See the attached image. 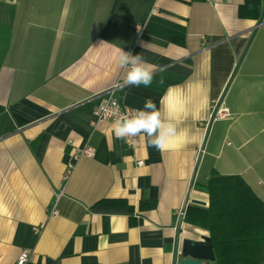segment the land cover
I'll return each instance as SVG.
<instances>
[{
    "label": "crops",
    "instance_id": "0c3cea01",
    "mask_svg": "<svg viewBox=\"0 0 264 264\" xmlns=\"http://www.w3.org/2000/svg\"><path fill=\"white\" fill-rule=\"evenodd\" d=\"M0 25V264L22 250L27 264H173L177 237H209L184 216L207 206L214 173L240 176L264 206V0H0ZM119 48L155 66L151 87L126 85ZM111 88L165 115L182 98L187 140L157 149L141 135L132 150L113 122L92 127L91 96ZM216 101L227 117L210 119ZM85 147L94 156L63 183Z\"/></svg>",
    "mask_w": 264,
    "mask_h": 264
},
{
    "label": "trees",
    "instance_id": "16d2710c",
    "mask_svg": "<svg viewBox=\"0 0 264 264\" xmlns=\"http://www.w3.org/2000/svg\"><path fill=\"white\" fill-rule=\"evenodd\" d=\"M257 6L242 5L238 16L256 20ZM9 28L0 25V68L9 46ZM206 207L189 206L184 221L206 231L216 264H260L264 238V206L240 176L212 174L200 187Z\"/></svg>",
    "mask_w": 264,
    "mask_h": 264
},
{
    "label": "clouds",
    "instance_id": "9594fccd",
    "mask_svg": "<svg viewBox=\"0 0 264 264\" xmlns=\"http://www.w3.org/2000/svg\"><path fill=\"white\" fill-rule=\"evenodd\" d=\"M141 42L140 46H142ZM117 63L125 70V83L128 86L145 88L151 87L154 81L155 66L147 62L141 55L117 49ZM164 83V78L157 81ZM185 101L177 99L165 105V114L157 108L151 98L145 100L142 108H124L115 100H106L101 105L103 112L113 117L112 131L117 139L125 137L144 136L148 145L164 149L170 143L183 139L187 140L188 132L180 129L179 125L187 112Z\"/></svg>",
    "mask_w": 264,
    "mask_h": 264
},
{
    "label": "built area",
    "instance_id": "2783aa9c",
    "mask_svg": "<svg viewBox=\"0 0 264 264\" xmlns=\"http://www.w3.org/2000/svg\"><path fill=\"white\" fill-rule=\"evenodd\" d=\"M91 97L93 98V101L91 103H95L96 105H95L94 110L92 111L93 119L91 120L90 125L92 127H96L97 125H99L103 122H106V121L113 122L114 118L107 116L103 112L101 105L106 100H115L118 102L117 97H116L115 88H111L107 91L96 92ZM120 107H121V110L126 108L122 105H120ZM227 116H228L227 110L225 108H222L218 101L214 102L212 107H211V110H210V119L225 118ZM125 141H126L127 147L129 149L133 150V149L138 147L139 142H140V136L125 137ZM93 156H94V150L92 148L85 147V148H80V149L74 150V152L72 153L70 161H68L66 163V167H65V170H64L63 175H62L63 183L67 181V179L69 178V176L71 175V173L74 169L75 163L81 157H88L89 158V157H93ZM136 165L142 166V161H137ZM54 194H55V203L53 204V206L50 208V211H49V215L53 216V217H55L58 214V211L56 209V204H57L58 199L62 196L63 190L60 189V190L56 191ZM182 216H183V211H179L177 214V217L182 218ZM28 260H29L28 251L22 250L17 257L15 264H27Z\"/></svg>",
    "mask_w": 264,
    "mask_h": 264
},
{
    "label": "water",
    "instance_id": "95a60500",
    "mask_svg": "<svg viewBox=\"0 0 264 264\" xmlns=\"http://www.w3.org/2000/svg\"><path fill=\"white\" fill-rule=\"evenodd\" d=\"M193 203L203 205L197 201ZM173 264H216L211 239L206 236L198 239L177 237Z\"/></svg>",
    "mask_w": 264,
    "mask_h": 264
}]
</instances>
